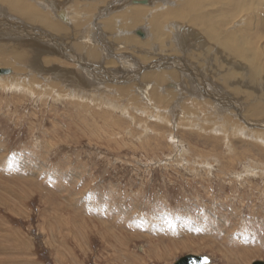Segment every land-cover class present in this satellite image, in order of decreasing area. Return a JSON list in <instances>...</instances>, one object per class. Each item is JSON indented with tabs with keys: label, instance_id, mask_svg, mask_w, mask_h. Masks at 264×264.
Here are the masks:
<instances>
[{
	"label": "rangeland",
	"instance_id": "obj_1",
	"mask_svg": "<svg viewBox=\"0 0 264 264\" xmlns=\"http://www.w3.org/2000/svg\"><path fill=\"white\" fill-rule=\"evenodd\" d=\"M8 1L0 6L10 8ZM25 1L61 25L58 15L66 11L75 34L69 40L63 27L53 41L66 43L73 61L54 65L61 73L79 65L76 90L87 96L72 98L71 81L30 72L35 54L19 38L6 43L0 35V69L14 74L0 78L22 77L17 86L0 82V264H175L186 255L207 256L211 264L264 262V121L255 122L253 114L255 104L264 107V73L255 76L259 95L246 62L207 46L203 26L194 21L195 13L227 10L228 1L204 0L191 16L187 0H53L51 9ZM167 10L182 19L162 22L165 37L154 42V22ZM238 13L221 19L228 24L222 29L240 35L247 28L253 50L264 56V0L257 9L241 1ZM10 14L0 12V32L8 21L12 32L34 34L31 24L38 23ZM82 26L92 29L91 48L106 63L78 58L87 43ZM142 29L144 39L136 34ZM178 32L188 40L171 41ZM113 43L121 45L111 49ZM55 51L44 57L59 58ZM20 52L31 65L17 60ZM160 53L171 60L206 58L187 84L180 64L165 67L166 80L156 79L163 69L147 65ZM122 60L155 78L131 80L129 70L114 81L98 78ZM223 116L232 129L218 125Z\"/></svg>",
	"mask_w": 264,
	"mask_h": 264
},
{
	"label": "bare ground",
	"instance_id": "obj_2",
	"mask_svg": "<svg viewBox=\"0 0 264 264\" xmlns=\"http://www.w3.org/2000/svg\"><path fill=\"white\" fill-rule=\"evenodd\" d=\"M33 1L39 2L46 9H51L54 7V1L53 0H33ZM187 1L188 2L186 3V12L188 14H190V16H191V14H193V11L201 8V6H202L201 2L204 0H187ZM220 1H223V0H207V3H208V5L209 4L212 5V4L219 3ZM227 1H228V9L227 10H224V11L222 10V12L218 11L219 12L218 15L195 13L194 14L195 15L194 21H195L196 25H202L203 26V35L205 37V38L203 37V39L205 42H206V40L208 41V42H206L207 46H209V43H214V44H216V46L213 45L211 48L216 49V50H221L227 56H232L235 59L242 60V61L246 62V64H247L246 67H247V69L251 75V77L248 78V82L253 84L254 86H256L257 90L259 91V95H262V90H263L262 85L258 84L259 81L257 80V78L255 76L259 77L261 74L264 73V66H260V64L264 65L263 53H260L257 55L256 51L253 50L252 46L254 45V42L248 36V32H247L248 29L247 28H245L243 32L241 31L240 35H237L236 33H233L232 31L225 33L222 28H224V25H228V24L224 23V25H222V23H221V21H222L221 19H224L228 16L236 17L239 14L238 12L241 11V1H245L246 3H248L250 5V7H252V9H257L261 5V0H227ZM8 2L10 5V8L0 6V12H1V14L4 13L3 16H5V18L11 17V14H10V10H11V12L13 14H18V16L23 18L24 20L27 19V21L29 20L31 22L38 23V24H33V23L31 24L32 26L35 27L33 35H26L20 29H17L16 33H14V30L12 32V29L10 28V27H12V25H10L11 23L6 21V20H5L6 23H9V25L8 24L6 26L2 25L3 32H0V35H1V39L3 37L2 40H4V42L5 41H6V43L13 42V41H15V39L19 38L21 41L18 42V44L26 47L30 52L35 54V61L31 60L33 62L32 64H34V62H35L34 65L30 64V59L28 57H26V53H24V52H20L17 54V56H16L17 60H19L22 63H27V64L31 65V66H29V68H30V72H32V73L34 72V73L41 75V76L42 75L47 76V73H48L49 76H52L53 78L57 79V81L62 80L64 82V84H66L65 81H71L73 83L72 88H74V89H72L73 93L70 95L72 98L77 97L78 95L87 96L86 94L83 93V91L76 90L77 89L76 85L82 84V81H81L80 77L78 76L79 65L73 66L75 71L68 70L65 73L59 72L58 68L54 65L57 62V63H60V64L67 66V65H69V63L71 61H73V57L69 56L70 53L67 50L63 49L64 45L66 43H62L61 41H58V40L53 41L54 35L64 34V33H62L64 31L63 27L65 28V36H67V38L69 40L75 34L74 28L67 23L68 18H67L66 11L64 9H62L63 13H60L58 15V17L63 19V21H62L63 25H61L60 23L51 20V18H49L48 13L40 11L34 5L26 2L25 0H9ZM131 2L134 4L133 0ZM141 3H147V1L146 0H138V4H141ZM114 6H112V7L114 8ZM255 7H257V8H255ZM135 11L136 12L134 13V16H139L141 11L137 8L135 9ZM144 11L146 12V10H144ZM182 13L184 15L185 11H182ZM12 16H14V15H12ZM18 16H16V17H18ZM176 19H182V16L177 15L176 13H173L169 10H167L164 14L160 15L157 18V20L154 22V25H153L154 35L152 37V41L163 42L165 35H163L161 33V29H162L161 23L164 21H172V20H176ZM27 23L29 24V22H27ZM260 24L264 25V20H262ZM68 26L71 28L68 29ZM81 28H82L80 30L81 37L84 38L85 34L87 33L86 34L87 35V37H86L87 43L84 45V48H83V50H82V52L78 58L84 59V58L90 57L92 59V61L97 65H102V64L106 63L105 62L107 59L106 55L105 54L103 55V53L91 48V44H90L91 38H90L89 33H90V30H92V29L89 28L88 26H86L85 28H84V26H82ZM139 30L136 31L137 36H139L141 39L148 37V33L146 31H144L142 29L144 32L141 33V32H139ZM236 31H239V30H236ZM181 35L182 34L179 32L176 33L175 36L173 37V39H171V41H176V39H182L185 41L188 40V38H186V36H183L184 37L183 38ZM44 43H49V44H44ZM115 44L116 43H113L112 45H110L111 49L114 48ZM0 45H2L1 42H0ZM116 45H121V43H117ZM125 46L126 47L132 46V42L130 40L126 39ZM183 46L188 47L189 45L187 43H185V44H183ZM55 50H60V51H58L61 54V56L59 58L44 57V54H47V53L53 54L56 52ZM252 52H253L254 56L252 55ZM170 56H171V54H170ZM191 58H194V60L196 61L197 64H194V62L191 63L190 62ZM205 58L206 57H204V56H201L198 58V57H196V55H193L192 57H184L183 59L171 60V59L164 58V54L160 53L158 55V57L155 60L150 61L147 66H150L151 64H153L154 66H152V68H154V69L156 67L162 68L163 70L159 69L161 72L159 71L157 73L156 79H159V80L165 79L166 80V78L164 76V72L167 73L170 70H164V69H166V68L169 69V67L174 68V67H176V64H180L181 66L179 69H180L181 73H179V76L182 77V79L181 78L180 79L182 82L184 81L185 83H187V82L191 81L192 78L195 79V77L192 76L193 69L195 70L196 65H198V64H201V66L203 67L204 66L203 63L205 61ZM63 59H65V60H63ZM104 59H105V61H104ZM122 61H121L122 66H120L117 70H115V71L114 70L102 71L98 74V78L102 79V77H111L114 81L118 74L126 75V73L123 72L126 70L127 71L129 70L131 72V74H129V76H128V78L131 80L137 79L142 83H146L148 81V79H151V81H152L155 78V76H152V74L145 75V76L141 75L142 74L141 72L144 70L143 67L133 66V64L128 63L129 60H122ZM37 63H39L40 65H37ZM43 64L51 65V67L48 70H45V69H43V66H42ZM110 64L115 65V62H111ZM5 65H7V64L4 63L3 66H5ZM166 66H168V67H166ZM208 67H209L208 65H205V69ZM24 69H27V68H24ZM4 70H6V71L0 72V77H2V76L7 77V76L14 75L12 73L11 69L10 70L4 69ZM27 71H28V69H27ZM24 72H26V71H24ZM195 72H199V71L196 69ZM203 72H205V71H203ZM29 74L30 73H28V76H29ZM198 75L201 78L202 84L205 83V80H204L205 78H203L204 75L202 73H198ZM21 78H22L21 76H17V77L12 76L9 78H4V79L0 78L1 79L0 82H7V84H9V85L15 84L17 86L16 83L19 80H21ZM32 78L35 79L33 76H32ZM128 78H127V80H128ZM24 79L26 80V78H23V80ZM186 79L188 80L187 82H186ZM21 82H22V80H21ZM27 82L29 84L30 80ZM27 82L25 81V85L27 84ZM63 82H62V84H63ZM37 83H38V85H40L38 81H37ZM37 83H36V85H37ZM21 84H23V83H21ZM30 84H33V83H30ZM58 84H60V82ZM183 86H184V84L182 83V87ZM203 86H204V84H203ZM13 88H15V87H13ZM25 88H26V86H25ZM200 89H203V88H200ZM145 90H146V86H145ZM152 90H153V88H152ZM152 90H149V93ZM155 93L160 94V95H163L162 93H165V96L169 95L168 94L169 92L167 93L165 91H159V90H156ZM33 94H34V92H33ZM30 95L32 96V94H30ZM170 95H176V94L172 93ZM123 96H125V94H123L121 97H123ZM96 99L98 100L99 98L96 97ZM262 99H264V97ZM122 100H121V102H122ZM126 103H127V99H126ZM124 105L127 106V104H125V103H124ZM232 107H233V104L229 108L231 109ZM253 114L255 115V122L264 121V107L262 106V104L258 103V104H255L253 106ZM225 118H226V116H223L220 119L222 121H219L218 125H224L225 127H223V126L222 127L227 128V130H225V131H228L229 129H232L229 127L231 122ZM223 120H224V122H223ZM233 128L236 131H238L242 127L237 126V124H236V126ZM239 132L244 133L245 132L244 128L242 130H240ZM263 137H264V133H263ZM261 139H262V141H264V138L261 137ZM8 209L10 211L12 210L11 207H9ZM3 233L6 235L5 232H3ZM74 237H76V236H74ZM19 241L21 242V238H19V240H17V237H16V242H15L16 244L15 245L17 247H19V245H18ZM171 255H172V253L169 254V258ZM160 256H161L160 258H163L162 255H160Z\"/></svg>",
	"mask_w": 264,
	"mask_h": 264
},
{
	"label": "water",
	"instance_id": "obj_3",
	"mask_svg": "<svg viewBox=\"0 0 264 264\" xmlns=\"http://www.w3.org/2000/svg\"><path fill=\"white\" fill-rule=\"evenodd\" d=\"M146 5L147 3H141ZM139 34V33H138ZM6 70L0 69V72H5ZM212 260L207 256L201 255H186L182 257L175 264H211ZM254 264H264L262 261L255 262Z\"/></svg>",
	"mask_w": 264,
	"mask_h": 264
}]
</instances>
